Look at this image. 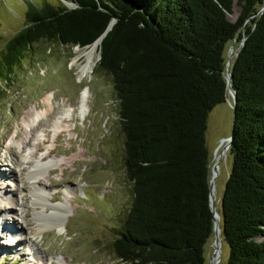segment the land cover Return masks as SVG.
<instances>
[{"label": "trees", "instance_id": "obj_1", "mask_svg": "<svg viewBox=\"0 0 264 264\" xmlns=\"http://www.w3.org/2000/svg\"><path fill=\"white\" fill-rule=\"evenodd\" d=\"M66 1L75 6L28 5L26 23L5 41L0 78L8 80L33 43L82 48L114 19L98 44L97 68L112 84L132 183L110 243L114 256L126 264H204L212 234L206 118L228 95L225 51L236 41L230 166L215 210L225 264H264V0ZM233 3L238 12L229 20Z\"/></svg>", "mask_w": 264, "mask_h": 264}, {"label": "rangeland", "instance_id": "obj_2", "mask_svg": "<svg viewBox=\"0 0 264 264\" xmlns=\"http://www.w3.org/2000/svg\"><path fill=\"white\" fill-rule=\"evenodd\" d=\"M60 2L0 0V55L7 52L5 41L26 23L24 13L29 4L35 8L58 7ZM237 12L238 6L233 3L228 19L234 20ZM231 43L226 47L227 57L236 46V41ZM87 47L39 40L20 54L6 82L0 78V219L12 221L13 226L10 235L6 229L1 231L0 225V264H126L114 256L110 243L122 228L132 198V183L123 166V135L112 84L109 76L97 68L98 44L89 74L83 81L76 74L77 65L84 62L76 50ZM84 85L89 96L85 110L80 111L79 92ZM48 95L52 109L28 121L32 113L33 117L44 113ZM226 98L230 101L228 95ZM231 120L226 100L215 104L206 118L204 137L209 164L220 155L213 181L215 207L230 166L227 149L222 151V147ZM46 148L54 168L43 172L38 182L50 203H64L62 230L53 226L37 230L39 217L34 212L42 208L30 203L34 179L26 173L33 169L31 160ZM17 164L20 171L15 168ZM47 211L50 214L52 210ZM53 213L46 218L53 219ZM13 233L22 239L17 245L10 241ZM219 249L214 264H225L228 248L222 239ZM204 251V264H209L212 234Z\"/></svg>", "mask_w": 264, "mask_h": 264}, {"label": "bare ground", "instance_id": "obj_3", "mask_svg": "<svg viewBox=\"0 0 264 264\" xmlns=\"http://www.w3.org/2000/svg\"><path fill=\"white\" fill-rule=\"evenodd\" d=\"M96 47H97V44H91L86 49H83L81 51L76 50V54L79 57L84 58V62L82 64H78L77 69H76V74H77L80 81L84 80V78L89 74V72L91 71V69L93 68V66L95 64V59L93 57V53L95 52ZM88 96H89L88 87H87V85H84L80 89V92H79L78 109L80 111L85 110V102H86ZM50 99H51V96L48 95L46 97L48 107L44 110V113H41L40 115L34 114V117H33V113H32V117H30V119L27 118V119H29L28 121L33 122L35 119H38V116H43V115H45L46 112L50 111L52 109V106L50 104ZM53 123L55 124V120L53 121ZM29 125H30V123L28 124V126ZM48 154H49V149L46 148V151L40 153L39 156L34 157L30 162V165L32 166L33 169L30 170V168H29V171L26 173V175H28L30 179L31 178L34 179V183H36V184H34V183L31 184L32 188L30 189V195L32 196V199L30 200V203L34 206H38L39 208H42V210L36 209V211L34 212L39 217L37 219L38 220L37 227H36L37 230H42L46 227H51V226L56 227L59 230H62L65 227V223L61 222L60 219L65 217L66 210H65L64 203H62V202H59L57 204L50 203L51 201H50L49 195H47L46 191L44 190V187L41 186L40 183L38 182V179L40 180V176L43 172H46V171L50 170L51 168H54V164H49V163H52V160L47 159ZM15 168L17 171H20V169H21L20 165H18V164H17V166H15ZM10 169H8V170L10 171ZM12 169L14 171V168H12ZM17 189H18V187H17ZM44 206H47V207L45 208ZM48 209L52 210L50 214L47 211ZM53 211H55L56 214H54ZM52 213H53V219H55V220L47 219L46 217L52 215ZM13 222H14L13 224L17 228V226H16L17 222L14 220H13ZM11 223H12V221H11ZM11 223H7V221L3 222V220L0 219V225L2 227L1 231L6 229L5 231H7L10 234V232H12L11 227H13V226H10ZM12 235L14 236L15 234L13 233ZM10 241H12L13 244L17 245V243H20L22 241V239L20 237L14 236V238L12 240L10 239ZM6 245H8V244H6Z\"/></svg>", "mask_w": 264, "mask_h": 264}, {"label": "water", "instance_id": "obj_4", "mask_svg": "<svg viewBox=\"0 0 264 264\" xmlns=\"http://www.w3.org/2000/svg\"><path fill=\"white\" fill-rule=\"evenodd\" d=\"M64 5L67 8H71L70 6H68V1L66 0H62ZM114 19L112 18L105 30L89 45L91 44H99L100 40L102 38V36L105 34V32L110 28L111 24L113 23ZM89 45H85V46H89ZM83 46V47H85ZM236 52L233 54L235 55ZM232 54L228 57L226 63H225V82H226V88H227V94L230 98V101L226 98L225 100L229 103L230 107H231V115H232V120H231V128L229 131V134L227 137L223 138L225 140V144L222 147V151L226 150L229 145H230V140L232 137V123H233V115H234V102H235V92L234 90L231 88L230 86V80H231V76L228 70V64H229V59L231 58ZM220 161V155L217 156V158L215 159V161L210 165V177H209V193H208V204H209V208L212 212V237H213V251L209 257V264H214L217 261V256L219 255V251H220V243H221V233H220V228L218 225V221H219V214L216 212L215 210V203H214V177L217 174V163Z\"/></svg>", "mask_w": 264, "mask_h": 264}]
</instances>
